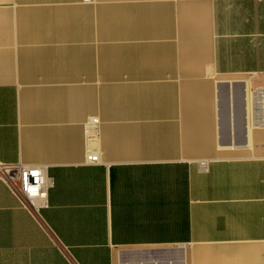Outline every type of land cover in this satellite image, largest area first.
<instances>
[{"label":"crops","instance_id":"0c3cea01","mask_svg":"<svg viewBox=\"0 0 264 264\" xmlns=\"http://www.w3.org/2000/svg\"><path fill=\"white\" fill-rule=\"evenodd\" d=\"M263 91L264 0H0V264H264Z\"/></svg>","mask_w":264,"mask_h":264},{"label":"built area","instance_id":"2783aa9c","mask_svg":"<svg viewBox=\"0 0 264 264\" xmlns=\"http://www.w3.org/2000/svg\"><path fill=\"white\" fill-rule=\"evenodd\" d=\"M260 109L256 115L255 125L264 128V91L259 96ZM100 122L97 117L85 121L86 160L88 164L100 163L98 143ZM47 165L0 163V178L18 197L21 204L34 214L48 207V191L53 186V180L47 174Z\"/></svg>","mask_w":264,"mask_h":264},{"label":"rangeland","instance_id":"374dc122","mask_svg":"<svg viewBox=\"0 0 264 264\" xmlns=\"http://www.w3.org/2000/svg\"><path fill=\"white\" fill-rule=\"evenodd\" d=\"M253 84H254V81L252 82V84L250 83V85H253ZM251 88H252V86H251ZM252 130L253 129H251V131ZM256 144L258 145V147L255 149V152H252V151H241V152L237 153V152H229V151H223L222 152L221 151V152L217 153V156H223L224 154H229V153L232 154V155H235V156H239V155L254 156V157L255 156H264V147L263 146H259V145H261V143H259V142H257Z\"/></svg>","mask_w":264,"mask_h":264},{"label":"bare ground","instance_id":"6f19581e","mask_svg":"<svg viewBox=\"0 0 264 264\" xmlns=\"http://www.w3.org/2000/svg\"><path fill=\"white\" fill-rule=\"evenodd\" d=\"M257 128H261V129H262L263 127H259L258 125H257V126L255 125L254 128H251V129L254 130V129H257ZM263 129H264V128H263Z\"/></svg>","mask_w":264,"mask_h":264}]
</instances>
